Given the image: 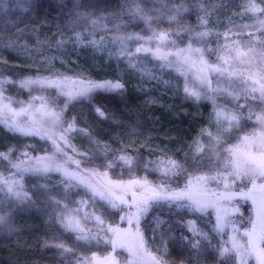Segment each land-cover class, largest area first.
Wrapping results in <instances>:
<instances>
[{"label":"snow or ice","instance_id":"6c2138e0","mask_svg":"<svg viewBox=\"0 0 264 264\" xmlns=\"http://www.w3.org/2000/svg\"><path fill=\"white\" fill-rule=\"evenodd\" d=\"M152 3L153 0H143V3L73 0L69 4L61 0L57 7L64 19L60 21L59 35L72 33L68 39L74 41L71 49H65L64 40L45 37V43L40 40L42 33L35 31L37 23L49 18L47 14L40 16V0H0V20L5 22L0 26V53L23 54L31 65L39 64V71L23 76L18 83L42 93L30 95L27 102H15L19 107H13L14 101L5 94L3 85L16 82L8 77L0 80V123L11 133L38 137L37 145L23 147L41 153L32 155L12 147L0 152V160L6 165V174L0 172V232L5 233L6 238L7 234L15 232L13 221L17 210L31 200L22 181L24 174L48 179L51 173H59L58 186L63 199L45 195L44 190L51 191L47 183L31 186L33 192L48 203L47 214L53 223L75 233L76 242L111 245L112 249L103 257L93 252L90 257L79 258L72 248L56 244L67 264H121L114 255L117 249L128 253L124 264H176L165 259L169 255L165 236L171 231L179 232L180 242L193 256L189 264H200L199 257L205 254L206 246L213 247L209 232L221 238L214 246L218 264H250L253 259L256 264H264V19L258 21L259 34L248 31L252 25L234 24L231 20L223 31L214 32L206 19L209 9L232 6L241 8L242 15L260 13L264 16V0L260 4L253 0L236 5L191 4L189 7L198 8L204 15L197 16V27L182 26L183 32L157 30L152 24L163 20L166 13L186 11L184 4L161 2L159 7H151ZM109 8L112 11L108 16L113 22L123 21L124 17L129 21L140 19L150 32L147 36L117 34L111 37L120 44L121 51L117 55H127L129 65L134 67L133 53H125L123 49L135 41V53H149L162 62V67L175 69L177 79L183 78L186 97L211 101L212 111L206 123L215 129L201 126L187 150L150 145L148 154L155 157L152 160H147L138 149L135 155L131 154L128 147L113 140V145H120L111 149L120 153L115 156L122 162L119 172L115 171L113 162L100 155L110 150L107 144L99 147L89 136L96 154L90 156L88 152L77 151L72 140L86 129L77 126L79 117L72 113L87 101L89 110L99 117H104L105 111L113 116L123 115L126 111L124 85L119 81L93 79L91 70L79 63L69 68L62 61L60 68L64 70L55 63L60 57L78 56L76 45L85 46V39L77 31L82 26L80 21L91 20V24L96 25L107 18L92 19L80 10ZM14 9L25 10L34 23L24 19L9 21ZM175 20V16H167L168 23ZM121 27L116 23L109 31L119 33ZM25 36L36 37V50L21 43ZM102 44L103 40L87 41L93 48ZM52 45H55V54H51ZM0 61L7 66L2 56ZM144 71L141 69L142 73ZM190 81L198 87L190 86ZM176 87L179 89L180 85ZM112 93L116 95L108 101L112 105L108 108L103 94ZM254 105L259 108L258 112L253 110ZM253 119L259 129L248 130L247 122ZM112 126L124 127L118 120ZM233 126L241 131L233 133ZM203 137H207V145ZM229 139L236 143L228 144ZM15 152H19V156L12 159ZM83 161H98V166H83ZM213 183L215 187L211 186ZM65 200L74 206L70 207ZM245 200H251L254 216L248 217L250 226L241 232L231 217L239 211L236 203ZM188 216L195 218L188 219ZM197 220L211 224L209 232L198 228ZM88 224L95 225L94 229L87 227ZM121 224L127 226L121 227ZM185 227L190 235L183 234ZM228 228L231 234L223 239ZM149 242L155 246V252L149 249ZM8 264L36 262L17 258Z\"/></svg>","mask_w":264,"mask_h":264},{"label":"trees","instance_id":"16d2710c","mask_svg":"<svg viewBox=\"0 0 264 264\" xmlns=\"http://www.w3.org/2000/svg\"><path fill=\"white\" fill-rule=\"evenodd\" d=\"M234 0H153L151 7H159L161 2L173 4H184L187 8L186 11L179 13L169 12L164 15L163 20L154 21L152 26L156 29H169L175 31H184L182 26H192L193 21L197 19L198 15H204L199 9L193 10L189 5L207 3L212 5H230ZM67 3L73 2V0H65ZM138 3H143V0H137ZM261 2V0H260ZM61 3V0H40L42 6L40 16L45 14L48 15L47 20H43L41 23H37L35 31L42 33L40 39L45 38L47 35H51L56 38H67L72 36V33L65 32L63 35H59L61 31L60 21L64 19L57 5ZM230 7H217L215 9H209V16H219L225 14ZM67 9H65L66 11ZM86 15L92 19H97L99 16L107 17L103 21H99L96 25L91 24V20L87 22L80 21L82 25L77 28L78 32L86 31H102V32H115L109 31L114 29L116 23L122 25L120 32L128 33L130 30L134 31H145L147 25L140 19H134L129 21L128 17H124L123 21L113 22L111 17L108 16V12L112 11L109 9H81ZM149 15H155V13L149 12ZM35 16V14H32ZM173 15L176 17L175 22L168 23L167 16ZM18 19H24L29 23L34 21L29 19V14L23 9H14L12 14L8 17L9 21H16ZM67 22V21H65ZM4 21L0 20V26L4 25ZM249 28L248 31L258 33V23L255 22ZM24 27L23 24L20 25ZM36 40L35 36L31 38L25 36L21 43L29 44L32 40ZM3 53L9 55H15L17 53L12 51H4ZM8 70V71H7ZM37 71L32 69L20 68V67H4L0 65V75L8 74L16 79H21L25 75H33ZM105 96V103L108 108H111V103H108L116 93L103 94ZM181 95V94H179ZM124 96L126 97V111L123 115L113 116L111 112L105 111L104 117H99L94 112L90 111L87 107V101H84L81 105H78L72 115L79 117L78 127L86 129L85 133L77 135L81 142L87 143L89 136L97 138L100 142H106L111 138L118 135L130 134V135H143L148 139H153V142L167 143H183L187 144L199 132V129L204 125L207 115L212 108L211 101L200 100L194 101L192 98L182 99L179 98L177 102L180 106L170 107L168 104L165 105H153L150 106L144 102L141 95L132 88H124ZM180 97V96H179ZM219 102H222V98ZM75 103V102H74ZM183 106V108L181 107ZM97 106H101L97 104ZM230 107V105H229ZM259 109L255 105L253 110ZM118 120L124 127L114 128L113 122ZM243 123V122H242ZM252 128L259 129L254 119L247 122V129ZM127 129V131H125ZM241 131L236 128L233 133ZM39 138H28L24 137L19 133H11L5 126L0 123V152L7 151L8 147L19 149L20 151H28L32 155H39L41 153L33 152L32 149L25 148L23 145H37ZM228 144L236 143V140L229 139ZM19 156V152L11 157L16 159ZM89 166H98L96 161L86 162ZM116 169V168H115ZM6 173V165L0 160V172ZM117 171V169L115 170ZM61 179L59 173H51L48 179H44L40 176L33 175L31 173H25L23 177V183L25 190L28 191L31 200L26 202L25 205L20 206L17 210V214L14 217L15 232L6 234L0 232V264H8L10 260L21 259V260H32L36 264H67L65 256H62L59 250L55 247L56 244L63 243L66 247L72 248L78 257H90L93 252L98 255L103 254L107 251L108 245L100 244H85L84 242H76L75 233L65 231L59 228L58 225L54 224L50 216L47 214L49 208L48 203L43 200L40 196H37L33 190L32 185L45 184L49 185L51 191L44 190V194L56 199H63V192L58 186V181ZM73 191H78L73 189ZM70 207L74 206L70 201L65 200ZM89 210V209H87ZM91 210V209H90ZM211 212V211H209ZM188 219H194V216H188ZM208 215L205 214L204 220L207 221ZM212 220L214 222V215L212 214ZM196 226L205 232H209L211 224L197 220ZM184 235H190L187 228L182 229ZM20 233V235H16ZM147 235V233H146ZM209 235L213 237L212 246H206L205 254L199 257L200 264H218V254L215 252L214 246L220 241V237L213 232H209ZM229 233L223 236V239L228 238ZM160 237L157 235V240ZM168 240L167 247L169 255L165 259L175 261L176 264H189L193 260V256L190 255L189 250L183 246L179 240V232L171 231L165 236ZM46 242V243H45ZM149 248L155 252V246L149 242ZM20 249H23L22 251Z\"/></svg>","mask_w":264,"mask_h":264},{"label":"rangeland","instance_id":"374dc122","mask_svg":"<svg viewBox=\"0 0 264 264\" xmlns=\"http://www.w3.org/2000/svg\"><path fill=\"white\" fill-rule=\"evenodd\" d=\"M253 2L260 4V0H253ZM246 3H248V0H234L233 2H231L230 5L246 4ZM206 19L209 20V27L215 32V31H223L224 26H230L228 24L229 20H231L232 23L234 24L253 25V23L255 22L258 23L260 19H264V16H261L260 13H256L254 16L249 14L242 15L241 8L232 6L228 9V11L225 14L219 16H207ZM197 24H198V19L193 21L191 27L195 28L197 27ZM157 30H169V29H157ZM178 32H183V31H178ZM80 33H81V37L84 38L86 41L85 46L76 45V50L79 52L78 56L71 55L70 57H60L55 62L58 68H60L62 61L65 64H67L69 68L74 67L75 64L77 63L85 65L91 70L93 79H107V80H112L113 82L119 81L121 84L124 85V88L129 87L137 91V93L141 95L144 102L150 106L153 105L160 106V105L168 104L170 107L172 106L178 107L180 106V104L177 102L178 100L176 99L179 98L180 100H182V99L191 98V97H186L185 94L183 93V89H182L183 78L180 77L179 79H177L178 74L175 72V69L162 67L161 66L162 62L157 60L149 53H135L137 42L135 41L129 42L123 49L125 53H127L128 51H131L133 53L132 64L134 65V67L129 65V59L127 55H122V56L117 55V53L121 51L120 44L118 41L112 40L111 37L117 34L120 35L139 34L141 36H147L150 35L148 29H146L145 31L130 30V32L128 33L102 32V31H86ZM46 37L52 38L51 35H47ZM68 38L69 37L56 38V39L64 40L65 41L64 48L71 49L73 47L74 41L69 40ZM92 39H95L97 41L103 40L102 46L96 48L88 46L87 41ZM40 40L42 42L47 43V41H45L44 38ZM36 43L37 42L35 39L32 40L29 44V48L32 50H36ZM149 46L154 47V45H149ZM55 52H56L55 45H52L51 54H55ZM0 56H2L4 59L7 60V66H4L3 62L0 61V65L4 67H9V68L20 67V68L32 69L36 71L40 70L39 64L31 65V62L28 61L23 54L9 55L2 52L0 53ZM210 59H214V57H211ZM141 69H144L145 71L142 73ZM60 70H64V69L60 68ZM4 77H8L11 81L16 82L12 84L5 83L3 85L5 89V94L7 96H10L14 101L13 107H19V104L15 102H19V101L27 102L30 99V95L42 94L39 91H36L35 89L30 90L28 88L21 87L20 84L18 83L20 79H16L12 76H8V74H1L0 80H2ZM177 85H180L179 89H177L176 87ZM190 86L198 87V85L192 83L191 81H190ZM43 94L47 95V93H43ZM181 107L183 108L182 105ZM211 111L212 108L209 111V113ZM258 111L259 109H257V112ZM254 122H256L255 119ZM202 126L208 127L211 130L215 131L214 127L206 123V121ZM234 129H236L235 126H233L232 130ZM90 137L92 138V141L97 142L99 147H103L105 144L109 146L110 150L107 152L100 153V155L113 162L114 167L117 169L116 172L122 170V162L115 159V156L119 155L120 153L111 150L115 147L120 146V145H113L112 143L113 140L120 141L123 146L128 147L130 153L133 155H135V149H138L139 152L147 160L155 159V157L150 156L148 154V146L150 145L151 146L160 145L162 148L166 146L168 148H173V149L185 148L187 150V146L190 145L192 141L191 140L187 144H183V143L175 144V142L164 144L162 142H153V139H148L143 135L123 134V135L115 136L114 138H111L106 142L105 141L100 142L97 138L92 136ZM202 139L205 145H207V137H203ZM80 140L81 139H79L77 135H75V138L72 140V143L76 146L78 152H88L90 156L96 154L93 151V144L89 143V137L87 139V143L81 142ZM169 155H172V153H169ZM75 158L82 159L80 156H76ZM86 162L87 161L82 162L83 166H89L86 164ZM96 163L98 165V161H96ZM149 167H151V165H149ZM110 174H111V170H110ZM23 177H22V181H23ZM151 178L155 179L156 177H151ZM211 186L215 187V184L213 183ZM236 207L239 208V211L233 213L231 219L234 221L236 226L242 232L245 227L250 226L248 223V217L254 216V206L252 205L251 200H245V201H238L236 203ZM212 214L214 215V213ZM126 226H127L126 224H121V227H126ZM87 227L94 229L95 225L88 224ZM226 231L229 233V235L231 234V228H228ZM111 251H112L111 245H108L107 251L98 256L100 257L106 256ZM114 255L121 262V264H124V261L128 257V253L125 249H117ZM79 258H83V257H79ZM250 264H256L255 260L254 259L250 260Z\"/></svg>","mask_w":264,"mask_h":264}]
</instances>
